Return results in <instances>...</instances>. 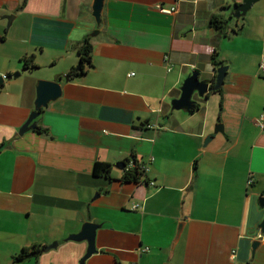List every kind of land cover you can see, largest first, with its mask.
<instances>
[{
  "label": "crops",
  "instance_id": "0c3cea01",
  "mask_svg": "<svg viewBox=\"0 0 264 264\" xmlns=\"http://www.w3.org/2000/svg\"><path fill=\"white\" fill-rule=\"evenodd\" d=\"M240 2L103 0L98 27L94 0H0V264L53 242L17 264H80L88 244L67 238L87 221L102 226L86 264H264V234L251 248L264 219V0L237 19L228 6ZM88 35L93 66L69 80ZM215 50L228 67L221 89L195 95L194 113L172 109L193 71L215 77ZM61 77L40 129L19 135L38 79ZM133 159L147 182L121 180L116 164ZM97 161L111 164L110 179L94 175Z\"/></svg>",
  "mask_w": 264,
  "mask_h": 264
},
{
  "label": "water",
  "instance_id": "95a60500",
  "mask_svg": "<svg viewBox=\"0 0 264 264\" xmlns=\"http://www.w3.org/2000/svg\"><path fill=\"white\" fill-rule=\"evenodd\" d=\"M259 0H242L240 3H234L229 5L228 7H233L234 11L232 13V17L241 18L246 15V13L250 10L252 5ZM103 8V0H94L92 6V15L95 18L96 24L99 27L101 24V13ZM14 16H10L8 18L7 28L11 25V21ZM94 33H98L96 30ZM2 38H0V42ZM83 63L79 62L76 66V69H80ZM37 68V67H35ZM228 67L226 65H221L216 69V75L212 79H201L198 71H193L183 82L181 86V94L178 98L172 100L171 105L174 110H185L189 112L193 106L195 105L194 96H198L200 98H207L210 92H214L218 89H221L223 85ZM19 72H16L13 77H17ZM5 78L0 76V84L3 82ZM62 77L58 80H49L40 78L37 81V95L35 100L34 110L29 114L28 118L25 122L20 126L18 130L19 135H23L28 130H36V118L41 114L42 109L46 108L48 104L52 101H55L62 95V85H61ZM38 130V129H37ZM215 132H223V125L221 123L217 124L215 127ZM212 136H209L205 145L209 140H211ZM126 166L124 162H119L116 164L117 168L123 169ZM259 203L264 208V195L259 197ZM101 224L87 221L82 225L81 230L76 234H71L68 236V240L74 241H86L88 244L87 251L83 255L80 260V264H86V260L93 255L94 253L99 252L96 246V236L97 230L101 227ZM183 227V223L181 222L177 229L176 238L180 234ZM264 234V219L260 222L257 227L256 234L251 236V248L254 253L256 249L262 242V236ZM57 246V242H53L49 245H46L43 248V251L50 250Z\"/></svg>",
  "mask_w": 264,
  "mask_h": 264
},
{
  "label": "trees",
  "instance_id": "16d2710c",
  "mask_svg": "<svg viewBox=\"0 0 264 264\" xmlns=\"http://www.w3.org/2000/svg\"><path fill=\"white\" fill-rule=\"evenodd\" d=\"M27 0H22L21 8L24 7ZM210 25L215 27L216 29L220 31L226 32L227 26H228V19H225L221 15H214L210 19ZM93 46L91 41V36L88 35L84 38L82 44L80 47H78V55H79V62L83 63L80 69H76V66H72L69 71L66 74L67 79L74 80L82 77L87 73V71L93 66L92 60H93ZM211 61L213 65L218 68L219 66L223 65V61L219 58L217 51L215 50L211 56ZM23 63L25 65V68H35L38 67L34 63V57H24ZM220 89L214 91L217 92ZM199 105L197 102H195V105L193 108L189 111L190 113H194L198 109ZM43 110V109H42ZM37 129H40V127L37 125ZM128 163L129 160H126ZM126 162H124L126 164ZM127 166V165H126ZM124 167L123 169V175L121 177L122 181L125 182H147V176L146 172L142 169V163L138 162L136 159H133V165L132 167ZM111 164L107 162H99L97 161L94 165V175L100 176V177H107L110 179V172H111ZM45 246L42 245H31L22 248V250L13 256V263L17 264L26 258L30 257H37L40 253L43 252V248Z\"/></svg>",
  "mask_w": 264,
  "mask_h": 264
},
{
  "label": "built area",
  "instance_id": "2783aa9c",
  "mask_svg": "<svg viewBox=\"0 0 264 264\" xmlns=\"http://www.w3.org/2000/svg\"><path fill=\"white\" fill-rule=\"evenodd\" d=\"M158 8H159L162 12H164V13H166V14H171V13H173V12L175 11V9H176L175 7L165 8V7L161 6V5H159ZM168 59H169V56L166 55V56H165V61H168ZM260 71H261V73L264 75V63H262V64L260 65ZM2 76H3V78H6V77H7V75H2ZM258 119H259L258 122H259L260 127L264 130V113L261 114V115L259 116ZM152 159H153V158H151V160H152ZM142 169H143L145 172L148 170V166H147L146 163H142ZM253 182H254L253 176L250 175L249 178H248V180H247V185H251V184H253ZM138 206H139L138 204H135V205H134V209H136ZM148 251H149V248H148V247H144V248L141 249V252H148ZM233 257H234V255H233Z\"/></svg>",
  "mask_w": 264,
  "mask_h": 264
},
{
  "label": "rangeland",
  "instance_id": "374dc122",
  "mask_svg": "<svg viewBox=\"0 0 264 264\" xmlns=\"http://www.w3.org/2000/svg\"><path fill=\"white\" fill-rule=\"evenodd\" d=\"M258 3H259V2H257L255 5H257V6H258ZM256 9H257V8L255 7V9H254V10H256ZM53 70H54V69H53ZM53 70H52V71H53ZM56 71H58V68H57V70H56Z\"/></svg>",
  "mask_w": 264,
  "mask_h": 264
}]
</instances>
